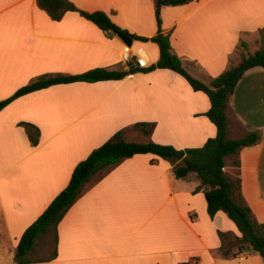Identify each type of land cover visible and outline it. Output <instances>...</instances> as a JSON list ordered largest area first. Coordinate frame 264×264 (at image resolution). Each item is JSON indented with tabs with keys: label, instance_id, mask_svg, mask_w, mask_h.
Segmentation results:
<instances>
[{
	"label": "crops",
	"instance_id": "obj_1",
	"mask_svg": "<svg viewBox=\"0 0 264 264\" xmlns=\"http://www.w3.org/2000/svg\"><path fill=\"white\" fill-rule=\"evenodd\" d=\"M69 1L106 12L137 36L159 30L156 0ZM161 21L173 52L205 83L264 47V0L162 4ZM131 40L126 44L76 10L54 19L38 0H0V100L42 78L98 67L129 70L136 65L125 61V51L136 64L159 60L156 42ZM210 105L205 92L168 68L54 84L11 101L0 111V264H19L22 233L68 184L77 163L116 132L127 141L142 134L145 142L199 147L217 132L206 114ZM226 112L229 138L261 135L227 157L224 170L241 180L234 197L264 223V67L243 74ZM21 122L39 128L37 145ZM137 123H148L150 133ZM173 169L169 160L144 153L97 174L59 223L58 256L25 264H264L255 249L233 254L241 237L236 224L223 210L209 215V187L196 173L178 178Z\"/></svg>",
	"mask_w": 264,
	"mask_h": 264
},
{
	"label": "trees",
	"instance_id": "obj_2",
	"mask_svg": "<svg viewBox=\"0 0 264 264\" xmlns=\"http://www.w3.org/2000/svg\"><path fill=\"white\" fill-rule=\"evenodd\" d=\"M192 1L194 0H156V18L159 30L156 35L148 38L137 36L119 26L102 10H83L69 0H38L39 5L45 8L54 19L61 18L67 10H76L102 30L120 32L131 39H151L159 45L160 58L156 63L149 66L137 64L129 70H109L98 67L76 75L42 78L20 87L11 96L0 100V111L14 99L54 84L122 79L129 73L168 68L183 75L194 90L203 91L209 96L211 105L206 114L216 125L217 132L215 136L208 138L202 146L184 149L152 140L130 142L124 139L122 131L116 132L112 138L77 163L68 184L25 229L19 238L15 251L14 259L17 263L45 262L55 259L58 256L59 223L77 201L86 184L94 176L120 161L144 153H151L169 160L174 165L173 171L178 178L185 177L191 172L196 173L201 179V184L209 187L205 192L209 215L214 217L218 211L223 210L241 233L238 249L233 254L235 256L240 255L243 251H248L250 246H253L264 260V223L255 220L252 209L247 203L234 197V191L241 188V180L239 178L232 181L224 170L227 157L238 155L242 148L257 143L261 137L258 131H250L244 137L229 138L226 110L229 98L243 74L252 67H264V47L245 56L241 62L225 70L209 83L194 77L183 65L180 56L173 52L170 35L163 33L161 29L162 4L179 5ZM261 32L264 36V27ZM21 125L25 127L33 145H37L40 139L39 128L30 122H21ZM136 126L142 129L144 133H150L151 127L148 123H137ZM235 165L237 167L240 165L238 159L235 160ZM221 237L224 239L222 233ZM221 248L225 254L229 253L224 240ZM182 264L192 263L185 262Z\"/></svg>",
	"mask_w": 264,
	"mask_h": 264
},
{
	"label": "built area",
	"instance_id": "obj_3",
	"mask_svg": "<svg viewBox=\"0 0 264 264\" xmlns=\"http://www.w3.org/2000/svg\"><path fill=\"white\" fill-rule=\"evenodd\" d=\"M123 58L125 59V61H127V62H131V65H133V64L137 65L136 62L133 61V57L129 54L128 51H125V52L123 53ZM138 64H139V63H138ZM139 65H141V63H140ZM141 66H144V65H141ZM246 253H247V251H243L242 254H246Z\"/></svg>",
	"mask_w": 264,
	"mask_h": 264
},
{
	"label": "water",
	"instance_id": "obj_4",
	"mask_svg": "<svg viewBox=\"0 0 264 264\" xmlns=\"http://www.w3.org/2000/svg\"><path fill=\"white\" fill-rule=\"evenodd\" d=\"M117 35L128 45H131L132 43V40L130 37H128L127 35L123 34V33H120L118 32ZM250 250H254L253 246H250L249 247Z\"/></svg>",
	"mask_w": 264,
	"mask_h": 264
},
{
	"label": "rangeland",
	"instance_id": "obj_5",
	"mask_svg": "<svg viewBox=\"0 0 264 264\" xmlns=\"http://www.w3.org/2000/svg\"><path fill=\"white\" fill-rule=\"evenodd\" d=\"M129 138H132V139H128V140H131L130 142H145L144 141L145 140V137L142 134H140L137 139L136 138L133 139V137H129Z\"/></svg>",
	"mask_w": 264,
	"mask_h": 264
}]
</instances>
